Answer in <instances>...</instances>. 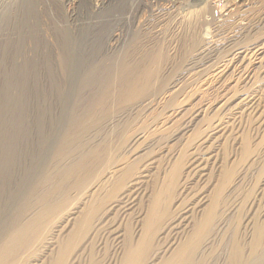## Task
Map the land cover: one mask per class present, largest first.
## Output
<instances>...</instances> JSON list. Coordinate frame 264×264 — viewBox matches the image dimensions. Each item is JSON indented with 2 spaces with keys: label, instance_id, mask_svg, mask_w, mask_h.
I'll return each instance as SVG.
<instances>
[{
  "label": "rangeland",
  "instance_id": "1",
  "mask_svg": "<svg viewBox=\"0 0 264 264\" xmlns=\"http://www.w3.org/2000/svg\"><path fill=\"white\" fill-rule=\"evenodd\" d=\"M10 1L0 264L264 255V0H119L82 40L79 0H39L35 31Z\"/></svg>",
  "mask_w": 264,
  "mask_h": 264
},
{
  "label": "bare ground",
  "instance_id": "2",
  "mask_svg": "<svg viewBox=\"0 0 264 264\" xmlns=\"http://www.w3.org/2000/svg\"><path fill=\"white\" fill-rule=\"evenodd\" d=\"M16 1L18 2V6H19V8L20 9H22V14H21V18H19V24L21 23L22 24V27H21V29H22V31H24V30H26V29H28V31H31L32 30V28L33 27H35L34 28V30L33 31H35V29L38 27L37 26V5L40 3L39 2V0H11L10 2H11V4H15L16 3ZM41 1V0H40ZM52 1H56V0H52ZM64 1L65 0H57L56 2L60 5V4H63L64 3ZM90 1L91 0H79V2H78V8H79V6L82 8L83 6H84V4H85V6H86V14H84L83 12H81V10H80V12H79V15H82L83 17L84 16H88V18H86V20H85V22L82 20V22H84L83 24H78L77 23V25L75 24V22H74V24L78 27V33H76L75 35H73V36H75V38H76V40H78V39H80L81 38V40H82V38H85V36L84 35H86V34H89V28H92L94 25L93 24H95V23H98V22H101L102 21V19H100V18H98V19H95L96 17H94L96 14H99L100 13V11H103V9L104 8H107V10H108V8H110V7H113V6H117L118 4L117 3H119V4H122L119 0H101V2H100V5L99 6H93L91 3H90ZM133 1V0H132ZM157 1H159V0H157ZM169 1V0H168ZM66 2V1H65ZM137 2V1H136ZM135 1L133 2V4L134 3H136ZM189 3V2H188ZM11 4H9V6L11 5ZM131 4V3H130ZM132 4V5H133ZM125 4H123V5H119V6H117L116 8H115V11L114 12H119V15H120V17L121 16H123L124 15V13H125V10L128 8H126V6H127V4H126V6H124ZM138 5V4H137ZM136 5V6H137ZM143 5V4H142ZM145 5V4H144ZM151 5V4H150ZM134 6V5H133ZM132 6V7H133ZM138 6H140V5H138ZM185 6V5H184ZM131 7V8H132ZM123 8H126V9H124L123 10ZM130 8V7H129ZM129 8H128V10H129ZM133 10H134V8H132ZM131 10V9H130ZM132 10V11H133ZM127 11V10H126ZM134 12V11H133ZM132 12V13H133ZM89 13V14H88ZM109 14V13H108ZM116 13H114V15H115ZM107 15V14H106ZM98 16V15H97ZM111 16V15H110ZM113 16V15H112ZM78 17V16H77ZM109 17V16H108ZM113 17H115V16H113ZM126 18V17H125ZM77 19V18H76ZM115 19H118V18H116L115 17ZM107 20V19H106ZM111 20V19H110ZM113 20V19H112ZM125 21H126V19H124ZM128 20V19H127ZM96 21V22H95ZM108 21V20H107ZM120 20H118V22H119ZM124 21V22H125ZM103 22V21H102ZM110 23V22H109ZM126 23V22H125ZM108 24V23H107ZM121 24V23H120ZM3 25H4V23H3ZM2 24L0 25V27H2L3 26ZM110 25V24H109ZM112 25V24H111ZM114 25V24H113ZM124 25V24H123ZM97 26V25H96ZM107 27V26H106ZM76 28V27H75ZM3 29V28H2ZM2 29H1V31H2ZM93 29V28H92ZM91 32V31H90ZM92 34V33H91ZM90 34V36H92ZM109 36H110V34L112 35V33L109 31ZM108 34H107V36H108ZM102 35V34H101ZM104 35V34H103ZM89 36V35H88ZM108 36V37H109ZM113 36H114V34H113ZM112 36V37H113ZM87 37V36H86ZM97 37V35L96 36H94V38H96ZM107 37V38H108ZM111 37V38H112ZM93 38V39H94ZM98 38V37H97ZM96 38V39H97ZM103 38H104V36H103ZM105 38H106V36H105ZM104 38V39H105ZM106 38V39H107ZM100 39V38H99ZM109 40V39H108ZM101 41H102V39H101ZM105 41V40H104ZM101 43V42H100ZM103 47V46H102ZM259 61V60H258ZM220 70V69H219ZM225 71V70H224ZM250 264H264V255H262V256H260L259 258H256V259H253V262H251Z\"/></svg>",
  "mask_w": 264,
  "mask_h": 264
}]
</instances>
